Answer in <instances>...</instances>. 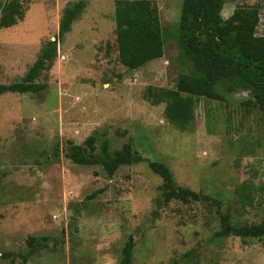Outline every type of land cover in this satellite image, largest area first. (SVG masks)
Instances as JSON below:
<instances>
[{"label":"rangeland","instance_id":"374dc122","mask_svg":"<svg viewBox=\"0 0 264 264\" xmlns=\"http://www.w3.org/2000/svg\"><path fill=\"white\" fill-rule=\"evenodd\" d=\"M76 1H27L22 20L0 27V83L24 80ZM116 1L86 0L36 80L44 89L0 94V264H121L130 236L132 264H264V236L216 235L224 215L239 225L264 220V111L244 104L249 90L223 84L226 100L200 97L192 124L174 125L155 93L194 70L176 36L183 0H152L164 55L136 69L119 58ZM238 5L259 7L264 35V0H225L223 18ZM93 134L96 152L103 139L114 152L132 138L144 160L110 176L67 156ZM153 160L203 199L165 203Z\"/></svg>","mask_w":264,"mask_h":264},{"label":"trees","instance_id":"16d2710c","mask_svg":"<svg viewBox=\"0 0 264 264\" xmlns=\"http://www.w3.org/2000/svg\"><path fill=\"white\" fill-rule=\"evenodd\" d=\"M30 0H5L2 5L0 27L9 28L25 16V3ZM225 0H183L176 29L181 52L192 63L190 72L181 73L175 88L155 93L156 101L166 102L167 119L179 128L192 124L195 105L200 97L226 100L219 86L226 84L228 92L239 88L249 90L251 97L244 102L249 108L264 111V35L257 33L260 11L257 5H238L232 15L224 19ZM86 7V0L67 6L60 20L59 32L54 40L42 46L39 57L26 73L24 80L0 83V94L6 92H37L45 84L37 82L42 71L49 69L58 52V44L71 31L74 22ZM116 35L122 64L136 69L164 55V35L158 7L152 0H117L115 9ZM96 134L90 135L83 145L71 144L67 156L79 164H100L110 176L121 165L144 160L132 147V138L123 148L114 152L108 139L100 142L97 150ZM149 166L161 178L160 192L165 203L173 199L189 203L203 197L197 191L178 185L170 167L162 161H149ZM217 236L236 235L259 238L264 236V220L260 223L239 225L222 216ZM36 237L30 239L31 248L24 255L28 259L34 252ZM134 238L130 236L123 248L121 264H132ZM8 256V253H4Z\"/></svg>","mask_w":264,"mask_h":264}]
</instances>
